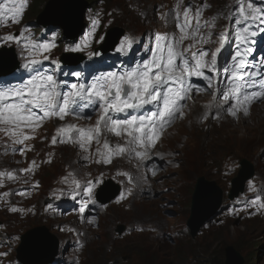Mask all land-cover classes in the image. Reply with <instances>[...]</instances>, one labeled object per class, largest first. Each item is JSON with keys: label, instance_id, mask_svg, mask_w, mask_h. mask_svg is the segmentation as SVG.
<instances>
[{"label": "snow or ice", "instance_id": "1", "mask_svg": "<svg viewBox=\"0 0 264 264\" xmlns=\"http://www.w3.org/2000/svg\"><path fill=\"white\" fill-rule=\"evenodd\" d=\"M26 3L27 0H0V26H6L7 21L19 23ZM193 7L191 3L183 7V0H176L173 10L160 16L165 23L174 22L176 31L154 34L147 59L135 62L123 71L93 75L88 84L73 83L68 91H61V82L41 67L43 60L48 59L43 53L51 50V44L37 43L24 34L0 37V40L25 42L27 62L23 68L30 73L27 80L15 84L0 82V133L3 134L0 141L7 138L0 154L19 153L23 157L31 151L27 141L35 138V132L46 120L56 118L64 121L68 116L77 120H91V116L84 115L86 109H91L97 116L94 125L62 124L56 129L50 143L77 146L84 160L91 158L95 143V153L99 156L96 163H111L116 157L136 158L142 162L151 160L154 155L163 159V155L153 152V149L167 128L184 118L188 102L195 94L210 92L213 97L212 102L205 106L206 111L200 117V122L208 120L210 116L218 120L223 115H229L238 120L241 113L249 115L251 104L264 99V60L260 61L259 70H253L255 65L247 59L252 52V38L258 32L264 33V8L257 7L254 0H232L228 6L229 11L224 18L234 26L238 43L230 57L231 64L225 67L229 78L220 88L218 77L212 74L218 72V57L228 37L221 32L214 41L211 30L215 27L216 18L203 20V12L209 5L195 6L194 14ZM257 21V31H253L252 26ZM185 41L190 43L186 45ZM212 43L219 46L214 49L204 47ZM131 46V38H125L121 50L130 49ZM68 50L80 51L81 47L76 45ZM37 55L43 56V59L36 58ZM88 55L91 58L98 53L89 52ZM72 75L79 77L81 74L75 72ZM194 78L207 83L201 86L194 82ZM109 134L122 139L123 143H111ZM36 167L38 165L33 160L28 168L18 171L32 173ZM149 171L155 175L154 169ZM118 174L127 177L130 184L134 182L130 173ZM69 177L73 190L83 188L90 196L93 181L85 179L82 183L73 173H69L64 178L65 183L69 182ZM0 178H3L0 179V187H3L4 179L16 181L20 177L16 170H0ZM143 180L147 182V175L143 176ZM24 183L28 181L24 180ZM252 190L255 192V187ZM10 194L0 195L7 197ZM251 206L257 210L264 209V198L257 196L251 201ZM10 210L23 211L16 207ZM85 211L86 202L79 208L80 214Z\"/></svg>", "mask_w": 264, "mask_h": 264}, {"label": "bare ground", "instance_id": "2", "mask_svg": "<svg viewBox=\"0 0 264 264\" xmlns=\"http://www.w3.org/2000/svg\"><path fill=\"white\" fill-rule=\"evenodd\" d=\"M70 8H72L69 4L68 5H66V7H65V9L64 10H66V12L68 11V12H70ZM84 74V72L82 73V75ZM81 75V76H82ZM218 80H219V82H220V77L218 78ZM202 102H203V100H202V98H199V101L197 102V104H196V106H197V108L198 109H200V106H201V104H202ZM203 113H204V111L202 112V111H199L198 112V114L197 115H199V116H202L203 115ZM261 114H264V110L262 111L261 110ZM260 114V115H261ZM263 116V115H262ZM249 121H247V123L245 124V125H247V126H253L252 125V122H251V119H254V117H252L251 119L249 118V117H246ZM259 123H263L264 122V119L262 120V117L261 116H259L257 119H256ZM221 121H225V128L227 129L228 127H227V122H226V120L225 119H220V120H217V122H216V124H212V129L214 128V127H218V123H220ZM208 128H210V124L208 125ZM209 130V129H208ZM208 130H205L206 132L208 131ZM204 130L200 133V134H204V133H206ZM224 132H226V130L224 129L223 130V132L222 133H224ZM208 133V132H207ZM230 149V151L232 152L233 151V153L234 154H236V155H238V161L240 162V163H243V162H245V161H248V162H251L249 159H250V156H252V153L250 152V150L248 149V148H246V147H244L243 145H235V144H233V145H231V147L229 148ZM253 157V156H252ZM255 158V157H254ZM146 164L148 165V166H152V167H154V164H152L151 163V161L150 160H148V161H146ZM183 165V164H182ZM183 166H185V165H183ZM186 167V166H185ZM264 168V167H263ZM262 168V172L261 171H258V170H256V172L258 173V176L261 178V176H264V169ZM253 176H254V174H253ZM200 177H202V175L200 176ZM258 179L257 180V182H256V185L257 186H259V185H261L262 183H263V181H262V179ZM196 179V178H195ZM250 179H252L251 177H249V179H248V181L247 182H245V183H250ZM197 180V184H196V187H195V189H197V190H200V194H202L201 193V190L202 189H204V187H205V185L208 183V185L209 186H211V187H213L212 189L213 190H215V193L219 196V200L217 201V207H218V211H219V213L222 215V216H219L218 217V219L219 220H225V221H227V224L225 223V221L223 222L224 224H223V229H226L227 227H229L230 226V221L232 220V219H234L235 217H238V216H240V215H242L243 214V212H241L240 210H230V211H226V209H225V206H224V203L221 201V200H223V196H226V194L227 193H231V191L230 190H225L224 189V191H222V192H219L220 191V187L219 186H222V184H220V183H224V181L222 180V179H218L219 180V183L218 184H220V185H218V186H215V185H212V183L210 182V181H208V179L205 177V180H202L201 182H199V180L198 179H196ZM216 180V179H215ZM234 180V179H233ZM231 183H232V181H231ZM232 185H234V186H237L238 185V183H236L235 182V180L233 181V183H232ZM146 188H148L149 190H151V188L150 187H146ZM208 188V187H207ZM245 187H241L239 190H237V191H235V190H233L234 191V198L233 199H235L236 197H238V199H236L237 201H239V202H241V203H247V205H246V207H247V209H248V213L247 214H249V215H253L254 214V210H255V208L254 207H252L251 206V201H253V200H255L256 199V196H253L252 197V199L250 200V201H244L243 199H241L240 198V194H242V196H249V194H250V192L248 191V190H246V189H244ZM211 191V188H209V189H207L206 190V192H204L202 195V197H203V199H204V201H205V203H208L209 202V200H211V198L210 197H207L206 195H207V193L208 192H210ZM251 192H253V190H250ZM147 192V190H144V192H143V194H145ZM186 193H188L189 195H190V197H189V199H190V201H191V203H193V196L191 195V192L190 191H188L187 190V192ZM205 196V197H204ZM179 200H184V198H180ZM196 200H197V198H196ZM41 203V202H40ZM211 204L212 205H214L215 204V201H211ZM231 202H230V206H231ZM226 213H228V214H226ZM225 214V215H224ZM147 219V218H146ZM159 221H163L162 219H158ZM150 221V220H149ZM105 221H104V219H99V221H98V224H103ZM236 226L235 227H237V226H241V227H243L242 225H238V224H235ZM264 232V231H263ZM262 232V233H263ZM218 233H219V231L218 230H216V231H213V234H216V235H218ZM28 235H30V234H28ZM35 235H36V232H35V234H34V238H35ZM37 239H39V240H43V238H37ZM128 239H131V238H126V240H128ZM168 239H169V242H171V241H173V240H181V241H183L185 244H183L182 246H180V250L178 251H176V253L177 254H180V253H182L181 251H182V249L183 248H186V247H188V249L191 251V250H195L196 249V247L195 246H193V247H191V245H192V241L190 240V238H188L187 237V235L186 234H181V235H175V233H172L169 237H168ZM104 243H107V241L106 242H103V245H104ZM147 246H148V244H146ZM118 246V245H117ZM111 247V246H110ZM177 247H178V245H177ZM21 249V248H20ZM19 249V250H20ZM99 249H101V248H94V250H99ZM188 249H186V250H184V251H187V252H189L188 251ZM84 253H91L90 251H86V252H84ZM90 257V256H89ZM241 257L242 256H240V259H241ZM127 258V257H126ZM163 258H165V256L163 257ZM259 259V261H261V259H260V257L258 258ZM64 263V262H63ZM62 263V264H63ZM258 264V263H257Z\"/></svg>", "mask_w": 264, "mask_h": 264}, {"label": "rangeland", "instance_id": "3", "mask_svg": "<svg viewBox=\"0 0 264 264\" xmlns=\"http://www.w3.org/2000/svg\"><path fill=\"white\" fill-rule=\"evenodd\" d=\"M118 1V0H116ZM110 2V0H109ZM115 2V1H114ZM49 3V2H48ZM48 5V4H47ZM77 5H80V2H77ZM263 125V123L261 124H254L251 128H248L247 125H243V126H237V127H233L232 129L227 130L226 132L223 133V135L221 136L220 140H223V142L225 143V145L230 148L231 145L235 144H244L245 142H247L250 138L255 137L258 133V131L261 130V126ZM262 143H264V141L262 142H256L255 146H260ZM222 144V143H221ZM246 148H248L247 146H244ZM233 152V151H232ZM221 158L223 156H220ZM216 160V159H215ZM260 177L257 176L255 179V184L257 182V180ZM220 180V178H218ZM236 181V179H234ZM232 180V183L233 181ZM244 182L238 183V185L243 184ZM231 211L234 209H230ZM230 211V212H231ZM235 219V218H234ZM230 226L227 227L226 229H223L221 231H219L218 235L213 234V231H210L206 237H205V242L202 245V260L203 261H207L208 260V256L209 255H217L219 253L224 252V250L230 246L231 244L237 243V241L241 240L242 242H240L239 244L244 245L245 242L244 240L248 237H253L255 238V236L259 233L258 230H256V226L255 225H251L249 226L247 229L244 228L245 224H238V225H242L241 226H237L235 227V221L234 222H230L229 223ZM261 237H264V232L261 233ZM128 240H133L135 243H127L126 246H132L131 248V252L136 254L137 256H144L146 254L145 249L142 248H146L147 245L138 242L135 239H128ZM133 244V245H130ZM136 244V245H134ZM104 246L106 247H110V243L107 241V243H104ZM119 246V245H118ZM188 251H190L188 249ZM178 255L177 253L174 254ZM125 257H127L128 260L133 261V259L131 258V256L128 254V252H125ZM167 258V257H165ZM108 264V261H106L105 259L101 260L100 264ZM169 263V262H168ZM167 263V264H168ZM169 264H178L177 261H174L172 258L170 260Z\"/></svg>", "mask_w": 264, "mask_h": 264}, {"label": "water", "instance_id": "4", "mask_svg": "<svg viewBox=\"0 0 264 264\" xmlns=\"http://www.w3.org/2000/svg\"><path fill=\"white\" fill-rule=\"evenodd\" d=\"M70 5V12H66L65 7L66 5ZM49 11H55V14L50 19H45L43 25L45 27H52L59 25L61 26L68 37L77 36L79 35L82 30L84 29L83 24V12L86 9V6L83 4L77 5L75 0H57L55 3L49 6ZM208 187V188H207ZM211 188V191L207 193V197H210L211 202L212 200L215 201V204L210 206L209 202L205 203L203 199V193L206 192L207 189ZM213 187L209 185H205L204 189L198 190L196 198H195V208H197V213L194 217L193 223L196 222L195 227H199L200 224L205 221L209 216L214 214L217 210V201L219 200V196L215 193V190L212 189ZM205 197V196H204Z\"/></svg>", "mask_w": 264, "mask_h": 264}, {"label": "trees", "instance_id": "5", "mask_svg": "<svg viewBox=\"0 0 264 264\" xmlns=\"http://www.w3.org/2000/svg\"><path fill=\"white\" fill-rule=\"evenodd\" d=\"M86 2H94L96 0H85ZM38 8H35V11H37ZM204 264H224L223 261V252L219 253L217 255H209L207 261H203Z\"/></svg>", "mask_w": 264, "mask_h": 264}]
</instances>
